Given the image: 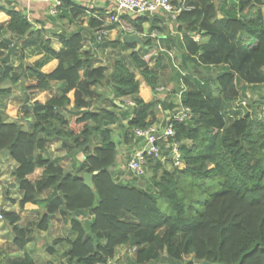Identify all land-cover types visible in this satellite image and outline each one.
<instances>
[{
	"label": "trees",
	"instance_id": "16d2710c",
	"mask_svg": "<svg viewBox=\"0 0 264 264\" xmlns=\"http://www.w3.org/2000/svg\"><path fill=\"white\" fill-rule=\"evenodd\" d=\"M5 1H0L4 14L0 21L7 19L0 26V84L22 83L24 93L30 95L54 83L57 93L44 102L32 100L26 114L28 128L7 121L0 110V152L16 164L12 177L21 193L19 210L27 204L44 208L35 222L38 230L46 231L57 213L68 215L73 236L66 240V261L108 264L116 248L126 246L134 248L132 264H264V117L247 112L227 124L223 111L248 85L264 83V0H239L236 9L221 19L214 0H185L190 9L175 19L184 50L181 70L186 72L192 65L214 67L218 72L196 78L174 69V77L184 86L179 87L180 103L193 115L186 124H173L185 167L167 170L152 161L143 186L114 177L119 156L111 125H119L121 118L106 107L94 109L92 98L98 88L108 89L113 99L130 98L131 111L123 114L130 117L120 129L122 141L128 143L133 129L155 122L161 100L144 101L139 85L144 82L156 94L157 72L148 67L136 45L123 43L121 36L103 37L95 46L129 50L125 57L137 77L123 54L110 70L95 65L93 55L83 50V31L94 41V32L104 25L103 9L86 10L72 0H60L58 12L36 20L41 27L34 28L21 7ZM237 12L243 15L238 17ZM85 17V26L74 25L69 33L60 29L51 35L60 44L55 50L46 24L58 20L77 24ZM120 19L141 35L140 48L146 54L157 46L149 38L152 32L167 36L160 17L120 15ZM143 24H148L144 36ZM3 31L13 38H3ZM11 39L40 57L27 63L22 55L12 65ZM50 62L55 64L46 70ZM8 93L9 88L0 89V96ZM141 93L146 95L147 90ZM253 103L264 108V95ZM53 141L64 151L62 158H70L71 168L61 167V157L47 153ZM78 154L81 161L76 159ZM84 173L92 175V187L83 183ZM47 189L50 195L42 198ZM1 216L10 227L12 245L22 251L29 242L26 226L16 212L2 211ZM11 264L36 261L24 255Z\"/></svg>",
	"mask_w": 264,
	"mask_h": 264
},
{
	"label": "rangeland",
	"instance_id": "374dc122",
	"mask_svg": "<svg viewBox=\"0 0 264 264\" xmlns=\"http://www.w3.org/2000/svg\"><path fill=\"white\" fill-rule=\"evenodd\" d=\"M11 2V1H10ZM7 4V1H5ZM13 5L17 4V2H8V5ZM263 13H264V7H261ZM44 15L43 17H40L39 20H43L45 18ZM264 16V14H263ZM0 17H4V14L0 11ZM47 18V17H46ZM86 20V17L83 19H78L77 24H68L65 20L63 21H56L55 24L50 25L46 24L47 27V34L52 35L55 31H57L59 28L65 30L66 32L71 30L73 28L72 26L74 25H80L83 24ZM170 23L175 24V20H169ZM7 22V19L0 21V26L5 24ZM80 22V23H79ZM31 23H33L34 28H39L41 27L40 24L36 22V20H31ZM147 28V27H146ZM147 29H145L146 32ZM142 34V36L146 35V33ZM119 33V32H118ZM157 32L154 31L152 34H156ZM2 37L9 39L13 38L10 33H5L4 31L1 32ZM141 36V35H140ZM52 37V36H51ZM88 38V37H87ZM105 38V37H104ZM109 37L105 38L108 39ZM151 40L155 43L154 38L151 37V34L149 36ZM10 46L14 44V51L10 55V63L12 65H17L20 61V57L23 55L24 56V62L31 63L38 59L40 55H34L31 51V49H21L20 42L15 39H11ZM51 44L55 47L57 46V42L55 38H51ZM95 44V43H94ZM85 48L83 50H87V45L88 44H83ZM135 48H137V51L144 56V59L147 60L149 65H153L154 61L152 59L153 56H155V52L158 49L157 47L150 48V54H146V51L142 50L138 44ZM89 50V49H88ZM7 51L5 50L4 53ZM129 52V50L126 51H118L116 48H110L109 46L107 47H96L95 50L93 51L95 58H96V65H104L110 70L111 64L121 56L124 57V60L127 64V67L130 71H132L135 76L137 77V71L133 69L132 64L130 61L125 57V55ZM119 53V54H118ZM146 54V55H145ZM179 54L175 52L174 54L172 53V59L173 63L177 65L179 69H181V63L179 61ZM55 62H50L46 66V70H49L52 68L53 64ZM201 68V67H200ZM175 69V68H174ZM188 72L195 74L196 76L200 75H205V73L214 75L217 70L214 67H204L206 70L200 69V72H197L195 68L192 65H188L187 67ZM176 70V69H175ZM173 72L170 71V74ZM170 74L165 72L162 73V77L159 76L158 80V86H161L163 88V91H166V88L169 87V80H170ZM174 78V77H172ZM1 88H9V93L6 96H0V110L4 113L5 119L7 121H16L19 124H21L24 128H28V123H27V117L26 114L30 112V105L32 98H38L42 99V97H39L42 95L43 92H45L43 99H46L51 93L53 94L55 92V85L49 87L48 90L46 91H37L32 94L24 93L22 89V83H17L16 85H10L8 83H2L0 84V89ZM55 89V90H54ZM100 89V88H99ZM177 90V87H176ZM54 91V92H53ZM102 92L108 93V96H112L110 91L106 88L101 90ZM264 95V83L257 84L256 86H249L244 94H241L239 98L233 100L231 103L228 105H225L223 111L225 114L226 118V123L228 124L230 121L235 120L237 118L243 117L247 112H252L254 116H259L260 118L264 117V108H257L256 105L253 103L255 100H257L260 96ZM244 100L245 105H240V102ZM98 107L102 106V102L98 100ZM97 108V106H95ZM120 129L113 127V139L116 143L117 146V153L123 150V147L121 146V135H120ZM57 143H53L52 145L47 146L48 147V154L50 152L51 155H59L63 156L64 151L57 152L56 148L58 146ZM126 144V148L124 149V157L127 158L123 160V166L125 165L128 155L130 152L133 150L134 143L132 142V138L130 137V141ZM122 149V150H120ZM79 159H81V154L77 155ZM65 159V158H64ZM62 160L59 162V164H62L64 168H71L72 163L66 158L65 160ZM125 167V166H124ZM167 170L173 169L171 165H166L165 166ZM14 166L11 162V159L9 158L8 154L6 152H3L0 154V213L2 211H13L18 213V215L21 218L22 224L26 226L27 232H28V237H29V242L28 249L33 250L31 251V255L34 256L35 253L37 252L42 253L43 256H45L48 260L49 264H52L54 262H57V260L61 259L62 257H54L52 254L50 255L48 253V249H46L50 242L52 241V236H64L65 234H70L69 230V224L64 221V223H58L56 222L55 224L49 226V228L44 232L41 230H38L35 227V222L39 218V216L44 212V208L39 205V206H30L27 205L26 208H23L22 210H19L17 202H15L20 196L17 191V185L13 182V177H12V172H13ZM117 173L119 175L120 181L121 182H127L130 185H139L143 186L144 181L147 180L150 176V172L147 171L146 174L143 176V178H133L131 177L127 171L122 168V171H118ZM49 191H45L42 193V197L46 196ZM15 203V204H14ZM5 208V209H2ZM12 238L13 235L11 233L10 227L4 222L3 218L0 219V263L1 260L4 259L6 256L12 257L15 254H18L14 246L12 245ZM38 246V247H37ZM66 248V245L63 246L61 250H58L59 252H62ZM35 250V251H34ZM19 252V251H18ZM4 256V257H3ZM133 257V253L131 250L124 246L122 248L116 249L115 250V256L112 260L108 262V264H132L131 260Z\"/></svg>",
	"mask_w": 264,
	"mask_h": 264
},
{
	"label": "crops",
	"instance_id": "0c3cea01",
	"mask_svg": "<svg viewBox=\"0 0 264 264\" xmlns=\"http://www.w3.org/2000/svg\"><path fill=\"white\" fill-rule=\"evenodd\" d=\"M72 1H74L75 3L80 5L81 7L86 8V10H89V9H92V8H98V9L105 10V8L109 7L111 5V3H112L111 0H72ZM214 1L216 3V6H217V18L221 19L222 17H225V15L228 14L230 12V10L232 8H234V6H236L238 4L239 0H214ZM17 5L19 7H21V10L23 9L22 11L27 15V17L30 20H32V19L33 20H39L40 17H43L44 15H47L46 14V11L48 9L47 4H44V3H41V2L40 3H32V4H26L24 2H19V3H17ZM261 7H264V6H261ZM234 9H236V8H234ZM261 11H262V9H261ZM245 12L246 11H244L243 14H245ZM262 13H263V11H262ZM243 14H241L239 12L236 13V15L238 17L242 16ZM85 25H86V23L84 22L82 24V26H85ZM164 26L166 27L167 36L166 35H161V34H158V33H156L157 36H155V37L151 36L152 38H154L155 44H157L156 47L158 49L155 52V56L152 57V59L155 60L154 64L153 65H149V63L147 62V65H148V67L150 69L155 70L157 72L158 76H160V77H162V73L167 72V73L170 74V71H172L173 73L170 74V76H169L170 77L169 84H168L169 87L166 88V91L165 90L163 91V88H162L161 91H158L156 94H153L151 92L150 88L147 87L144 82H141L140 85H139V95L142 97V99L144 101H148V100L152 99V97H157L158 99L161 100V103H160V107L161 108H160V110L156 111V114H155L156 119H155L154 124L161 123L164 120V117L166 115H168L173 110V108L175 107L176 103L180 99L179 87L180 88H182V87L184 88L183 82H181V80H178V79H176L174 77V74H175V72H174L175 63H173V59H172V57H173L172 53L174 54L175 52H177L179 54L178 55L179 58H180L179 61L181 60L182 53H184V50H183V48L181 46V34L177 32V29L175 28L176 25L173 24V23L168 22V23H165ZM72 27L74 28V26H72ZM102 27L105 28V34H106L105 38L109 37L107 40H114V39L118 38V36L122 35L121 30H120V26H118L117 24H104ZM146 27H148V24H143L142 25V28L144 30L143 34L145 32V29H147ZM73 28H71V30H69L67 32L68 33L71 32L73 30ZM60 29L61 28H59L55 32L58 33L60 31ZM152 33H154V32H152ZM83 34H84V42H83V44H88L87 48L89 49V50L87 49L86 51H89L90 54H92L93 57L95 58V55L93 53V51L95 50L94 41L91 40L90 34L88 32L83 31ZM197 39H198V37H195V40H197ZM55 40L57 42V46L54 47L52 45V47L55 50H59L60 49V44L57 41V39H55ZM83 48H85L84 45H83ZM135 49L137 50V48H135ZM95 61H96V58H95ZM54 64H53V66H54ZM201 68L203 70H205L204 67H201ZM201 68L200 67H196L195 70L197 72H200ZM180 71L183 72L181 69H180ZM187 71L183 72V76L186 75V76L190 77V74ZM217 72L214 74V76L217 75ZM192 76H195L196 78H199L201 76H212V75L208 74V73H205V75L196 76L195 74L191 73V77ZM172 77H174V78H172ZM51 84H52V86L54 85V83H51ZM211 86L214 87L212 83H211ZM157 87H161V86L157 85ZM176 87H177V90H176ZM141 89H146L147 90V94L143 95L141 93ZM101 90H102L101 88L100 89L98 88L96 91H94V95H93V98H92L94 100L93 108L97 109V108H100V107H106V108L114 111L117 114V116H119L121 118V120H119V122H118L119 125H111L112 132H113V127H116V128H119V129L123 128L126 125L127 119L130 117V115H128V116H124L123 115L124 111H128V113H130V111H131V107L132 106H128V102L130 101V98L124 97V98H120V99H113L112 96H108V93L102 92ZM56 93L57 92L55 90V92L53 94L51 93V95H49L46 99H43L44 94H45V92H43L42 95L39 96V97H42V99H40V100L42 102H44L47 99H49L52 95H54ZM33 99L34 98H32V100ZM98 100H100V102H102V106L98 107V104H97ZM95 106H97V108H95ZM26 120L29 121L30 117H28ZM120 139H121V146L123 147V150L120 149L122 151H120L118 153V156H119L118 157V162L119 163L113 168L114 177L118 181H120L121 177L119 178V175L117 173H119L118 172L119 170L122 171V168L124 167L122 163H123V160H124V148L126 147V144L122 141V138H120ZM53 143H57V142L53 141V142L49 143L48 144L49 147ZM57 148H58V146H57ZM57 148H56V151L60 152L61 150L59 151ZM46 150H47V153H48V147H46ZM2 153L3 152H0V154H2ZM49 155L51 157H61L59 162L62 161L64 158L65 159L67 158L70 161L69 157H63L62 158V156H59V155H57V156L51 155L50 152H49ZM76 159L78 161H81L82 160V155H81V159H79L78 156H76ZM11 162H12L13 166L15 167L16 164L14 163V161L11 160ZM59 165L61 167H64L62 164H59ZM13 182L17 185V182H16V180L14 178H13ZM16 187H17L18 194L20 196H18V198H17V200L15 202H17L19 200V198L21 197V193L18 190V185ZM45 191H49V192H48V194L46 196H43L42 198L48 197L50 195V193H51V189H47ZM45 191H43V192H45ZM41 196H42V194H41ZM27 205H30V204H27ZM27 205H25L24 208H26ZM30 206H34L35 207L36 205H30ZM2 209H5V208H2ZM5 210H7V209H5ZM64 221L69 224V230H70V219H69L67 214H64L62 212L57 213L55 216H53L50 219V226L55 224L56 222L64 223ZM72 236H73V234L71 233V231H70L69 235L65 234L64 236H60V235L52 236V239H51L52 241L50 242L49 246L46 248V249H48V253L50 255L52 254L54 257H59L60 256V257H62L61 259H65L63 253L68 248V243L66 242V240L69 239V238H72ZM57 239H59L61 241L56 243V244H53V241L57 240ZM29 244L30 243H27L26 247L22 251L18 252L17 250H15L18 254L13 255L12 257L6 256V260L4 261V264H11V262H12V260L14 258L23 257L24 255H29L32 258H34V260L36 261V264H49L47 258L45 256H43L42 253L37 252V254L35 253V255L32 256L30 252L33 251V250H29L28 249V245ZM64 245H66V248L62 252H59L58 250H61ZM122 247H124V246H118L116 249H119V248H122ZM61 259H59V260H61ZM59 260H57V261H59Z\"/></svg>",
	"mask_w": 264,
	"mask_h": 264
},
{
	"label": "built area",
	"instance_id": "2783aa9c",
	"mask_svg": "<svg viewBox=\"0 0 264 264\" xmlns=\"http://www.w3.org/2000/svg\"><path fill=\"white\" fill-rule=\"evenodd\" d=\"M2 1V0H0ZM11 2H24L26 4L44 3L47 4V15L53 16L58 12L60 0H6ZM109 7L105 8V13L101 20L104 24H117L120 26L122 35L137 33L134 28L120 19V15L141 16L147 15L150 17H160L163 23L175 20L178 14L182 11L189 10L185 0H111ZM103 26V25H102ZM138 34V33H137ZM105 28L102 27L94 32V43L101 42L105 37ZM121 35V36H122ZM155 37V34H151ZM175 68L183 76V72L175 65ZM162 87H157L156 92L161 91ZM130 100L128 106H132ZM240 105H245L242 100ZM160 105L157 110H160ZM192 112L188 107L183 106L179 101L176 103L173 110L164 117V120L159 124H150L144 128L133 129L131 138L134 143L132 152L129 153L125 163V170L133 178H140L148 171V165L152 161H157L164 168L166 165H171L172 168L183 169L185 163L181 158L179 143L175 141L174 123H188L192 118ZM127 147V146H126ZM125 147V148H126ZM124 148V149H125ZM125 158V157H124ZM127 158V156H126ZM125 158V159H126ZM167 169V168H166ZM0 219H2L0 213ZM134 248L131 249V252ZM52 264H70L65 259H61ZM101 264V263H97Z\"/></svg>",
	"mask_w": 264,
	"mask_h": 264
},
{
	"label": "water",
	"instance_id": "95a60500",
	"mask_svg": "<svg viewBox=\"0 0 264 264\" xmlns=\"http://www.w3.org/2000/svg\"><path fill=\"white\" fill-rule=\"evenodd\" d=\"M121 41L125 44H138L139 46L142 45L141 37L137 33L124 34L121 36ZM82 177H83V183L88 187H92V182H91L92 175L88 173H84ZM202 264H210V263L204 261L202 262Z\"/></svg>",
	"mask_w": 264,
	"mask_h": 264
}]
</instances>
